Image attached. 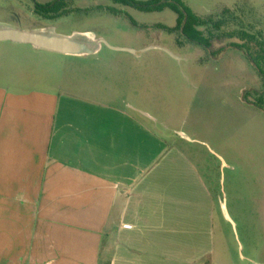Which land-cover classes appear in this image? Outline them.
Wrapping results in <instances>:
<instances>
[{
  "label": "crops",
  "instance_id": "0c3cea01",
  "mask_svg": "<svg viewBox=\"0 0 264 264\" xmlns=\"http://www.w3.org/2000/svg\"><path fill=\"white\" fill-rule=\"evenodd\" d=\"M62 87L0 84V264H216L223 199L191 155L202 141L171 109L110 99L116 87Z\"/></svg>",
  "mask_w": 264,
  "mask_h": 264
},
{
  "label": "rangeland",
  "instance_id": "374dc122",
  "mask_svg": "<svg viewBox=\"0 0 264 264\" xmlns=\"http://www.w3.org/2000/svg\"><path fill=\"white\" fill-rule=\"evenodd\" d=\"M47 1L0 0V21L22 28L53 25L61 33L89 30L112 43L138 47L148 40L162 47L135 56L104 46L98 54L75 56L0 40V84L51 92L70 85L116 87L109 94L115 102L139 99L171 109L173 125L202 141L192 143L199 154L191 155L207 171L212 166L214 189L228 209L230 218L222 206L217 211L216 264H264V110L244 99L246 93L251 102L264 96V82L245 54L230 45L238 39L224 34L240 27L232 21L215 31L206 50L170 31L178 13L169 6L146 11L114 0H73L67 16L46 19L36 9ZM179 1L203 18L235 9L246 29L264 34V0ZM130 70L140 72L144 86L123 88V73Z\"/></svg>",
  "mask_w": 264,
  "mask_h": 264
},
{
  "label": "trees",
  "instance_id": "16d2710c",
  "mask_svg": "<svg viewBox=\"0 0 264 264\" xmlns=\"http://www.w3.org/2000/svg\"><path fill=\"white\" fill-rule=\"evenodd\" d=\"M116 2H123L140 10H157L164 6L171 7L178 13L177 26L170 31H176L181 34L187 41L196 43L206 50H210L212 41L217 37L215 31H220L230 22L237 25L238 29L231 32H224L226 36L235 37L238 39L230 45L239 48L247 57V59L255 66L262 81L264 82V34L261 31H249L245 28L244 21L238 16L235 9L224 8L219 15L208 16L207 18L197 17L192 15L182 6L179 0H154L152 2H139L136 0H114ZM65 5V0H57L55 3L38 4L36 12L47 13L56 10L59 11ZM242 8V10H244ZM113 11V10H112ZM64 14V13H63ZM63 14H59L63 15ZM216 17V19H215ZM207 29L208 34L202 29ZM224 48H219L217 51H211V55L215 56ZM258 100L251 102L249 100V93L244 95V99L264 110V96L258 94Z\"/></svg>",
  "mask_w": 264,
  "mask_h": 264
},
{
  "label": "water",
  "instance_id": "95a60500",
  "mask_svg": "<svg viewBox=\"0 0 264 264\" xmlns=\"http://www.w3.org/2000/svg\"><path fill=\"white\" fill-rule=\"evenodd\" d=\"M0 40L26 43L37 49L77 56L95 54L104 45L116 50L133 51L131 48L113 45L105 37L99 36L93 31L61 33L53 25L22 28L12 23L0 21ZM222 208L227 217L230 218L227 206L223 201Z\"/></svg>",
  "mask_w": 264,
  "mask_h": 264
},
{
  "label": "flooded vegetation",
  "instance_id": "af4514ba",
  "mask_svg": "<svg viewBox=\"0 0 264 264\" xmlns=\"http://www.w3.org/2000/svg\"><path fill=\"white\" fill-rule=\"evenodd\" d=\"M56 1L57 0H49V1L45 2V3H40V4L55 3ZM72 2H73V0H65V5L61 9H59V11L53 10V11L47 13V15L45 13H43L44 14L43 15L44 18H46V19H55V18H58V17L67 16L70 12L73 11V10L72 11L69 10L70 7L73 8L74 4ZM75 10H77V8ZM59 14H63V15L59 16Z\"/></svg>",
  "mask_w": 264,
  "mask_h": 264
}]
</instances>
